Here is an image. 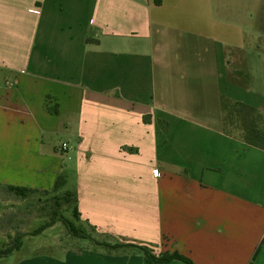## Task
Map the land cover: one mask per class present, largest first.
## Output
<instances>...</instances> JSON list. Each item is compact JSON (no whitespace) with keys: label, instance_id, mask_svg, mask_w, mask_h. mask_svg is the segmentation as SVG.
I'll list each match as a JSON object with an SVG mask.
<instances>
[{"label":"crops","instance_id":"1","mask_svg":"<svg viewBox=\"0 0 264 264\" xmlns=\"http://www.w3.org/2000/svg\"><path fill=\"white\" fill-rule=\"evenodd\" d=\"M223 98L264 115V0H0V188L64 175L99 234L264 264V150ZM74 244L11 264H186Z\"/></svg>","mask_w":264,"mask_h":264},{"label":"trees","instance_id":"2","mask_svg":"<svg viewBox=\"0 0 264 264\" xmlns=\"http://www.w3.org/2000/svg\"><path fill=\"white\" fill-rule=\"evenodd\" d=\"M154 3L156 5H161L162 0H154ZM229 79L232 81L231 78ZM222 110L225 117L224 121L226 127L228 113L229 116L231 115L234 119L232 126L235 133L238 134L247 145L264 150V115L260 111L243 102L231 101L225 98L222 99ZM145 121H147L146 118ZM231 131L232 130L230 128L229 133H232ZM236 131H239V133ZM67 184V177L61 175L52 191H37L12 186H8L6 188L21 198H25L30 193H42L45 195L55 194L56 196L53 198V201L56 209L53 210L45 227L48 228L56 223H62L67 234L71 238L76 240H86L88 242V246L95 251L101 250L109 255L118 253H140L144 256L148 263H166L180 260L186 264H195L191 259L178 253L177 251H166L157 256L148 246L119 242L109 235L99 234L95 227L90 226L93 232L107 239L101 241L92 237L90 234L86 233L85 230L80 229V227L76 225L77 223L83 222L78 209L77 192L75 189H66ZM68 213L71 214V217L67 216ZM43 229L44 227L40 228L38 232ZM6 251H4L5 255L11 253L13 249H8Z\"/></svg>","mask_w":264,"mask_h":264},{"label":"rangeland","instance_id":"3","mask_svg":"<svg viewBox=\"0 0 264 264\" xmlns=\"http://www.w3.org/2000/svg\"><path fill=\"white\" fill-rule=\"evenodd\" d=\"M244 81L245 77L242 76L239 82ZM233 121L234 119L227 113V132H230L231 128V132L235 133ZM55 196V194L30 193L25 198H21L7 188H0V264L15 263L31 255L58 256L59 248L56 243L60 241L63 245L75 243L74 246L87 247L86 240L71 238L62 223L45 227L53 210L56 209L53 201ZM67 216L71 217V214L68 213ZM76 225L98 240L107 239L93 232L84 222ZM42 227L44 229L38 232ZM8 249L13 251L5 255L4 251Z\"/></svg>","mask_w":264,"mask_h":264},{"label":"built area","instance_id":"4","mask_svg":"<svg viewBox=\"0 0 264 264\" xmlns=\"http://www.w3.org/2000/svg\"><path fill=\"white\" fill-rule=\"evenodd\" d=\"M66 149H67V144L64 143V144H63V150H66Z\"/></svg>","mask_w":264,"mask_h":264}]
</instances>
